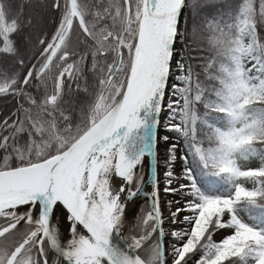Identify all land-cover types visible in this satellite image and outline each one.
<instances>
[{
    "label": "snow or ice",
    "instance_id": "obj_1",
    "mask_svg": "<svg viewBox=\"0 0 264 264\" xmlns=\"http://www.w3.org/2000/svg\"><path fill=\"white\" fill-rule=\"evenodd\" d=\"M209 2L52 0L48 7L59 13V23L50 39H39L38 63L28 67L16 37L38 26L39 13L25 16V8L42 7V0H0V61L11 59L27 69L21 76L0 68V96L26 97L35 108L22 104L0 121V264H50L48 249L56 264H169V255L170 264H189L197 252L196 264H236L233 257L239 264H264V0H241L205 20L215 56L201 57L194 66L201 52L195 25ZM185 10L193 21L191 33L180 28ZM74 30L91 50L96 89L78 114L63 99L66 79L83 72L85 56L72 59L76 54L69 51ZM181 42L189 50L187 63L176 58ZM246 61H254L251 68ZM53 68L60 69L54 88L37 101L27 89L33 81L46 84ZM173 76L176 83L170 85ZM169 88L175 97L167 104L169 119L176 122L168 127L184 139L187 152L180 159L187 183L165 191L187 197L170 222L188 225L171 232L170 252L154 167ZM199 104L208 110L204 117ZM198 122L210 130L204 133L208 147ZM177 147L171 145L166 160L169 185ZM252 159L260 166L242 167L241 161ZM146 164L150 193L143 191L137 171ZM114 177L122 182L118 189ZM207 177L219 184H208ZM138 195L150 199V209L124 237L127 203ZM60 207L70 223L66 244L55 224ZM242 208L251 223L241 219ZM181 212L189 215L181 219ZM220 229L232 234L215 242Z\"/></svg>",
    "mask_w": 264,
    "mask_h": 264
},
{
    "label": "trees",
    "instance_id": "obj_2",
    "mask_svg": "<svg viewBox=\"0 0 264 264\" xmlns=\"http://www.w3.org/2000/svg\"><path fill=\"white\" fill-rule=\"evenodd\" d=\"M17 3L20 0H16ZM241 0H210V2L206 5L205 15L202 16L196 22V31H197V40L196 44L201 49V52L198 54L197 60L194 61V66L197 63L201 62V57L203 58H211L215 56V50L211 47L209 41L213 37V33L208 29L205 20H210L214 16H218L219 13H225L234 9L236 5H238ZM35 3V0H34ZM43 6L39 8L26 7L25 8V16L35 15L39 13L36 17L38 21H41L40 29L36 32L33 28H25L23 34L19 37H16L17 40L21 42V50L25 54V60L28 67H31L32 64L38 63L39 49L43 46L38 43L39 39H50L51 35L54 33L55 28L59 23V13L52 10L48 7L52 3V0H42ZM187 17V25L185 24V18ZM48 18V19H47ZM49 20V21H48ZM185 27H187L189 33L193 30V21L191 17L188 16L187 10H185V15L183 16L181 31L183 32ZM33 31L35 32L33 34ZM261 35H264V29L260 30ZM80 36L78 30H74L72 34L71 46L69 48L70 52H74L76 55L72 57V59H79L81 55L85 56L84 61L81 63V68L83 69L82 75L79 79L72 80L66 79V83L63 90V99L65 102V107L74 108L76 113H79V108L85 103V101H91L96 89L93 87L95 77L91 72V50L88 45L80 42ZM183 40V37H182ZM188 48L185 47L184 43L181 42V52L179 59H183L185 63L188 62ZM33 54H37V59H31ZM71 62V61H70ZM246 66V62H245ZM0 68L6 69L8 71H12L13 69L20 71L21 76L26 74V68H20L18 64H14L11 59L7 61H0ZM198 71H201L200 68H197ZM60 69L53 68L49 75L45 76L46 84H40L37 81H33V85L27 89V91L35 98L37 101L43 99L45 94H50L54 88V76L58 74ZM201 80L207 83L205 76L203 73L201 74ZM79 85V87H77ZM87 86L88 91L85 92L84 88ZM218 86V82H217ZM24 107L32 108L35 111L33 105H31L26 97L20 96H0V121H2L5 117L11 115L12 112L22 110L21 105ZM208 110L204 108L202 104L197 105V112L201 117H204L205 113ZM216 115L215 113L210 114V116ZM170 116V113L167 115V119ZM169 120V119H168ZM210 120V117H209ZM221 126V125H218ZM197 128L203 129L202 132H199V137L203 140L204 147L209 146V142L207 137L204 135L205 132H209L210 130L206 125H201L199 122L197 124ZM169 137L177 140L181 147V153L183 155L186 154L187 149L185 148L184 139L180 137L178 133L175 131H170L169 128L167 131H164ZM191 160V157H189ZM208 184H219V181L215 177H207L206 178ZM187 199V197H186ZM150 209V205L148 202L142 203L134 212L129 214L126 219H129L131 223L130 232L134 229L137 218L142 215V213L147 212ZM135 217H132V215ZM240 217L243 218L246 222L251 223L249 219V214L243 208L239 213ZM23 231V228L21 229ZM129 233L126 234V237L129 236ZM45 247L47 248V243H45ZM143 256H147V252L142 251L140 253ZM201 253L197 252L193 255V258L189 261V264H196V261L200 258ZM48 258L50 264H56L57 257L48 249ZM232 261H236V264H239V260L237 257H233ZM43 264V262H41ZM226 264H231V262H226ZM249 264H254L253 261H249Z\"/></svg>",
    "mask_w": 264,
    "mask_h": 264
},
{
    "label": "rangeland",
    "instance_id": "obj_3",
    "mask_svg": "<svg viewBox=\"0 0 264 264\" xmlns=\"http://www.w3.org/2000/svg\"><path fill=\"white\" fill-rule=\"evenodd\" d=\"M40 24H41V21H38V26L36 28H34L35 32L40 29L39 28ZM34 31H33V34L35 33ZM180 52H181V48H180V51H178L177 60H180L179 59ZM252 63H254V61H246V67L251 68ZM173 83H176L175 76H173ZM172 99H175V97H173L171 92H170L169 100H172ZM167 113H170L169 109H168ZM168 119H169V117H168ZM168 119L165 122L167 125H170L171 123L176 122V121H172V120H170V119L168 120ZM165 136L168 137L167 141H165L163 139ZM161 141H162L161 147L163 149V153L161 155L162 157L160 159L161 160L160 163L163 165V173H162L163 179L161 181V185L159 186V200L161 201L160 202V205H161L160 208H161L162 214H163V212H165L168 215V219L166 221H164V228L166 229L165 233H166L167 242H168L166 245V248L170 252L171 251V244H172V240H173V238L171 237V232L174 230L178 231V230H181L183 228L188 227V225H185V224H173L170 222L171 221V213L173 211H175L176 209L183 208L185 206L186 196H184L182 192L173 193V192L165 191V189L168 187L178 189L180 184H186L187 181L183 179L184 161L180 159V157L183 156V154L181 153V147L179 145V142L177 140H174L173 138L169 137L166 133L161 134ZM174 144L178 146L176 148V152H175L177 159L170 166L171 171L173 172V177H172V183H171V185H169L168 184L169 178L165 174L169 170V166L166 165V160H168V158H169L170 147H171V145H174ZM241 164H242V167H245V168H255V167L260 166V162L257 159H252V160L247 161V162L241 161ZM143 171H144V168H142L140 170L139 174L141 175L143 173ZM240 182L243 183L244 186L249 188V189L253 187V185L250 181H244L243 178H241ZM135 210H136V208H135ZM132 212H134V209H132L131 211L126 213V217L129 216V214H131ZM185 215H189V213L188 212H181L180 213L181 219ZM132 217H135L134 213H133ZM225 218H227V217H225ZM241 219H243V218L241 217ZM130 229H132L131 223H130L129 219H126L125 220V228H124L126 234L130 232ZM231 234H232L231 229H220V230H217L213 234L212 238L215 242H219L223 238H225L226 236L231 235ZM168 260H169V264H170V262H171V256L170 255L168 257Z\"/></svg>",
    "mask_w": 264,
    "mask_h": 264
},
{
    "label": "water",
    "instance_id": "obj_4",
    "mask_svg": "<svg viewBox=\"0 0 264 264\" xmlns=\"http://www.w3.org/2000/svg\"><path fill=\"white\" fill-rule=\"evenodd\" d=\"M182 20H183V17H181L180 28L182 26ZM180 48H181V43H179V46L177 48V55H178V51H180ZM172 82H173V78L170 81V85L172 84ZM169 96H170V88H169L168 94L165 96L164 101H163V103H164V110L160 113L159 125H158V129H157L158 137H159L158 162H157V164L154 167L156 168V174H157V177H158L159 186L161 185V181L163 179V176H162V173H163V165L159 162V159L162 157L160 153L163 152V149L161 147L162 146V141H161L162 124H163V121L165 119V115L167 113V109H168L167 108V104H168V101H169ZM143 168H144V174H143V181L144 182L141 184V187L143 188V191L144 192L148 193V191L146 190V185H149L152 188V184L150 182L151 181L152 172H151L150 167H149L148 164H146ZM141 169L142 168H139L137 170L138 171V174H139V172H140ZM132 201H137L138 202L137 205H140V204H142L145 201H148L150 203V199L149 198H146L143 195H138ZM21 211H23V209H21ZM58 212H61L62 214L64 213L66 215V217H67V213H66V211L62 207H60L56 211V213H55V224L57 225V228H58V235H59V237L61 239V243L62 244H66L68 239L66 238V232L64 231V228L57 221V216L56 215H57ZM81 231H83V230L81 229ZM122 236L126 237L123 232H122ZM49 250L56 256V254L51 249H49Z\"/></svg>",
    "mask_w": 264,
    "mask_h": 264
},
{
    "label": "bare ground",
    "instance_id": "obj_5",
    "mask_svg": "<svg viewBox=\"0 0 264 264\" xmlns=\"http://www.w3.org/2000/svg\"><path fill=\"white\" fill-rule=\"evenodd\" d=\"M162 153L163 152H161L160 154L162 155ZM121 183L122 182L118 178L114 177L112 180V184L116 189H118ZM146 190L148 191V193H150L152 191V188L149 185H146ZM137 204H138L137 201H129L127 203L126 213H128L132 209H134L135 211V208L137 209V207L141 205V204L140 205ZM56 216L58 223L64 228V231L66 232V238L70 239L71 238L70 223L68 222L66 215L64 213L62 214L61 212H58ZM163 216L165 217V221H166L168 219V215L165 212H163Z\"/></svg>",
    "mask_w": 264,
    "mask_h": 264
},
{
    "label": "flooded vegetation",
    "instance_id": "obj_6",
    "mask_svg": "<svg viewBox=\"0 0 264 264\" xmlns=\"http://www.w3.org/2000/svg\"><path fill=\"white\" fill-rule=\"evenodd\" d=\"M161 207V206H160ZM164 230L166 231V229L164 228ZM165 243H166V245H167V237L165 236Z\"/></svg>",
    "mask_w": 264,
    "mask_h": 264
}]
</instances>
